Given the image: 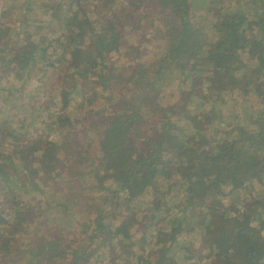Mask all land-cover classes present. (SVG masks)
<instances>
[{"label": "trees", "instance_id": "trees-1", "mask_svg": "<svg viewBox=\"0 0 264 264\" xmlns=\"http://www.w3.org/2000/svg\"><path fill=\"white\" fill-rule=\"evenodd\" d=\"M12 2L37 32L38 0ZM59 3L55 59L0 24L21 81L0 101L52 69L74 82L46 135L0 112V264H264V0Z\"/></svg>", "mask_w": 264, "mask_h": 264}, {"label": "rangeland", "instance_id": "rangeland-1", "mask_svg": "<svg viewBox=\"0 0 264 264\" xmlns=\"http://www.w3.org/2000/svg\"><path fill=\"white\" fill-rule=\"evenodd\" d=\"M10 1H14L11 3V7H13L12 9H14L15 11H17L18 9L17 6L21 3L20 0H17V2H15V0H0V13L6 10L7 3ZM59 1L60 0H38V2L34 3L35 6H38V9L34 10V14L31 15L30 18L33 19V25L37 26L36 28L37 32L34 30V28L25 26L24 29H22L25 31V34L23 35V33L20 32V30L18 29L19 17L15 15V12L13 10H12V13H8L4 18L0 14V24L1 22L6 23L4 26V29H10L11 32L14 33V37L18 39L19 41H21V43L24 41L26 35H28V37L30 36L31 40H36L37 38L41 39L43 37L47 39L46 41L50 39L54 40L53 44L51 45L50 50L47 52L46 55L48 57L50 56L49 57L50 59H55L52 56V53L55 52V48L57 45L56 43L59 40V34L56 33V30L62 27L60 23L61 21L59 20V17L58 18L52 17L53 12H50L49 14L44 13L42 11V8L52 4L54 6H60L59 9H63V5H61ZM82 5L85 7L84 3H82ZM193 14L195 17H198L200 14V11L193 10ZM3 42L4 41H1L0 43H3ZM124 43L125 44L132 43V40L128 41L127 39L126 42ZM153 46H156V45L153 44ZM142 48L143 50L145 49L144 47ZM146 49L147 51L150 50V48H146ZM143 54H146V53L143 52ZM3 56H4V53H2L1 51L0 57L2 58ZM52 70H50L44 76H41V79L37 78V80H35V79L27 78L26 83L25 85L22 86L21 90L13 93V95H11L9 98L7 97V99H9L10 101H7V99H5V101L3 100L0 101V112L6 113L9 110V112L12 113V117L14 119L12 121L13 127H18V128L21 127L22 125H24L22 124V121L26 119L27 124H30L32 128L35 127L33 130H29L30 132H32L34 135H38V134L46 135V132L39 131V129L42 128L46 123H48L51 117L55 118L58 114L57 112L59 110V103L56 102L58 101V94H59L58 90L60 89L64 90L67 87L69 88L70 84L74 83L73 81L69 80L71 77L69 76L67 78L68 80L65 83V85L60 86L59 81H57L56 79L57 76H55L54 73L53 74L51 73ZM63 74L64 72H60V76H63ZM73 78L75 79V77ZM20 83L21 81L16 82V80L13 79L12 73H10V71H8L6 67H0V86L2 87V89H8V88L13 89L16 87H20ZM78 100L79 98L77 95L75 94L71 95L70 96V103H71L70 108H74L75 105L78 103ZM50 102L52 104H50ZM24 103L30 104L31 109H35L34 113L36 114H39L38 109L43 110V115L38 118L35 114L34 118H32L31 115L28 114V112L21 111L18 114H13L12 112L13 109L10 107V105L15 106L16 109H21ZM53 104L55 105L53 106ZM253 107L255 108L254 103H253ZM31 109H29V111ZM37 123H43V124L38 125ZM30 132L29 134H27L28 136H30ZM53 137L58 139L57 136H53ZM18 141H21L22 143H28L29 139L26 137H21L20 140ZM97 181H99V179H97ZM128 211H129L128 209H125L123 214H128ZM75 224L76 223L74 222L73 225ZM57 227L60 228L59 225H53L52 229L55 230ZM75 233L76 232L66 231L65 238H67V240H74L73 241L74 244L77 243L78 241L81 242L82 240L81 237L75 235ZM134 237L135 238L139 237V234H136V236L134 235ZM193 246L199 247V244L195 241Z\"/></svg>", "mask_w": 264, "mask_h": 264}]
</instances>
